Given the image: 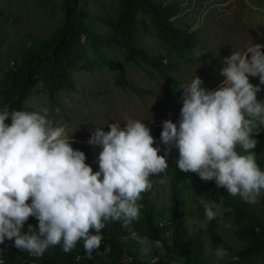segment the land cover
Returning <instances> with one entry per match:
<instances>
[{
    "label": "clouds",
    "instance_id": "obj_1",
    "mask_svg": "<svg viewBox=\"0 0 264 264\" xmlns=\"http://www.w3.org/2000/svg\"><path fill=\"white\" fill-rule=\"evenodd\" d=\"M224 63L217 88L206 89L197 76L182 86L178 123L162 122L163 156L153 146L151 129L139 120L128 119L123 127L107 124V132L94 128L87 143L101 149L95 172L85 163L86 155L72 147L66 127L48 119L46 109H0V245L14 240L18 251L39 258L51 247L70 253L82 242L92 259L93 252L100 254L102 230L120 223L129 233L125 239L135 241L142 256L154 248L163 254L161 241L140 236L131 225L140 219L142 193L153 189V177L166 172L174 148L181 172L214 181L232 197L255 204L264 190V170L253 151L254 137L264 129V100L257 96L264 85V45L252 43ZM200 203L209 222L220 215L216 202ZM30 217L38 225L25 231ZM110 252L109 244L103 255ZM215 256L224 259L228 252L218 246Z\"/></svg>",
    "mask_w": 264,
    "mask_h": 264
},
{
    "label": "trees",
    "instance_id": "obj_2",
    "mask_svg": "<svg viewBox=\"0 0 264 264\" xmlns=\"http://www.w3.org/2000/svg\"><path fill=\"white\" fill-rule=\"evenodd\" d=\"M120 1L119 13L107 21L103 20L112 29L111 34L104 37L88 30L89 16L81 8L82 0H61L65 17L62 26L48 37L30 36L31 43L25 47L21 60L5 73L0 84V109L8 106L9 110H23L34 88L39 84H43L51 96L74 90V72H94L104 65L119 73L117 83L120 86L130 87L131 83L126 79L123 64L101 56L99 45L104 44L124 49L127 58L133 62L141 61L150 65L172 88L177 89L179 82L165 69L164 58L153 59L137 45L136 16L143 12L153 18L157 36L165 44L167 53L190 51L195 45V34L176 27L173 22V17L178 12L175 6L156 4L154 0ZM2 17L3 11L0 9V19ZM3 40L4 34L0 28V55ZM86 42L95 57L88 53ZM258 99L264 100V88ZM6 123L10 124L11 120ZM149 128L156 140L153 146L161 148L158 155L163 156V145L160 142L162 125ZM254 138L258 140L255 149L262 150V155L255 153L257 164L262 169L264 129ZM72 147L86 155L85 163L91 166L94 172L99 170L95 163L101 151L99 147L94 148L88 143L76 141ZM237 151H241L239 146ZM178 157V150L174 148L167 157L169 167L166 172L153 177L157 180L155 188L142 193L143 199L138 202L142 205L140 219L131 225L140 236L161 241L163 254L160 249L154 248L148 257L142 256L139 245L131 239H125L129 235L128 231L122 229L120 223H110L101 233L104 241L99 249L100 254L93 252L92 259L85 255L82 242H78L70 253H64L62 247L55 246L37 258L27 252L18 251L13 246L14 240L7 239L0 245L3 250L0 259L4 264H208L210 248L216 250L218 246L227 250L226 257L236 259L232 264H249L254 257L264 255V209L241 198L232 197L225 189L219 188L225 208L223 216L233 222L237 227V235L248 243L243 250L229 246L219 233L220 215L209 222L200 203L205 199L220 205L214 183L202 181L196 174L181 172L175 163ZM159 185L162 186L161 189ZM162 194L165 197L158 198ZM190 221L203 222L205 226L193 229ZM28 225L35 229L38 221L30 217L24 225L25 231ZM109 244L111 252L103 255L105 247Z\"/></svg>",
    "mask_w": 264,
    "mask_h": 264
},
{
    "label": "rangeland",
    "instance_id": "obj_3",
    "mask_svg": "<svg viewBox=\"0 0 264 264\" xmlns=\"http://www.w3.org/2000/svg\"><path fill=\"white\" fill-rule=\"evenodd\" d=\"M154 1L175 6L178 11L173 17L176 27L195 34V45L190 51L167 53L165 44L157 36L153 18L143 12L136 16L137 45L153 59L164 58L165 69L179 82L177 89L172 88L150 65L133 62L127 58L124 49L104 44L99 45L101 56L123 64L130 87L120 86L117 83L119 73L109 66L104 65L94 72L78 70L73 73L74 90L51 96L44 85L39 84L23 110L46 109L48 119L55 125L65 126L72 139L79 143H87L94 128L107 132V124L118 122L123 127L128 119L139 120L147 127L162 125L166 120L178 123L182 86L190 84L197 76L203 87L215 89L222 82L219 73L226 66L225 58L232 52H243L252 43L264 45V0ZM81 8L89 16L88 30L107 37L112 29L103 20L107 21L119 13L121 1L82 0ZM0 9L3 11L0 28L4 34L0 55L1 84L5 73L21 60L25 47L31 43L30 36L48 37L62 26L65 17L61 0H0ZM85 44L88 53L95 57L88 43ZM249 80L253 85L259 84L258 78L249 77ZM254 152L262 155L260 149ZM215 193L220 201L219 233L229 246L243 250L248 243L237 235L233 222L223 216L225 208L216 185ZM162 197L165 196L162 194L158 198ZM255 205L264 209L263 190ZM190 226L197 229L204 227L205 223L190 221ZM209 256L208 264H232L236 261L229 257L218 260L213 248H210ZM249 264H264V255L254 257Z\"/></svg>",
    "mask_w": 264,
    "mask_h": 264
}]
</instances>
